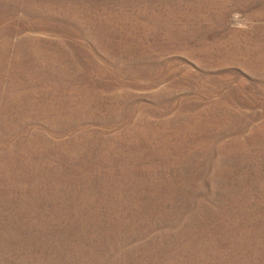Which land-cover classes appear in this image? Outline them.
Returning a JSON list of instances; mask_svg holds the SVG:
<instances>
[{"label":"rangeland","instance_id":"obj_1","mask_svg":"<svg viewBox=\"0 0 264 264\" xmlns=\"http://www.w3.org/2000/svg\"><path fill=\"white\" fill-rule=\"evenodd\" d=\"M0 264H264V0H0Z\"/></svg>","mask_w":264,"mask_h":264}]
</instances>
